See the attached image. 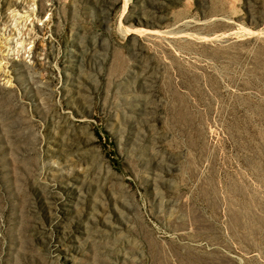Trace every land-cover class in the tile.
<instances>
[{"label": "rangeland", "instance_id": "rangeland-1", "mask_svg": "<svg viewBox=\"0 0 264 264\" xmlns=\"http://www.w3.org/2000/svg\"><path fill=\"white\" fill-rule=\"evenodd\" d=\"M0 264H264V0H0Z\"/></svg>", "mask_w": 264, "mask_h": 264}]
</instances>
